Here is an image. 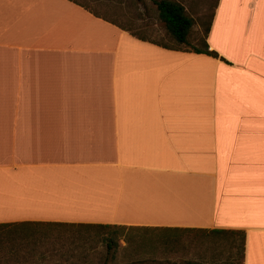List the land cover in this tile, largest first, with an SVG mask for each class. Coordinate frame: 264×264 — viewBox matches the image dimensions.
I'll use <instances>...</instances> for the list:
<instances>
[{"label": "crops", "instance_id": "0c3cea01", "mask_svg": "<svg viewBox=\"0 0 264 264\" xmlns=\"http://www.w3.org/2000/svg\"><path fill=\"white\" fill-rule=\"evenodd\" d=\"M146 40L0 0V223L222 231L218 264H264V0H217L216 57Z\"/></svg>", "mask_w": 264, "mask_h": 264}, {"label": "trees", "instance_id": "16d2710c", "mask_svg": "<svg viewBox=\"0 0 264 264\" xmlns=\"http://www.w3.org/2000/svg\"><path fill=\"white\" fill-rule=\"evenodd\" d=\"M69 1L83 7L95 17L106 20L92 12L90 8L74 0ZM154 5L157 18L169 38L179 46H186L192 19L186 15L183 6L173 0H159L154 2ZM208 28L209 25L205 30V36ZM121 29L129 32L126 29ZM130 34L137 39L146 40L144 37ZM148 42L165 49L179 50L152 41ZM193 51L210 57L217 56L208 50V46L204 42L203 49H193ZM158 232L156 238L145 240V237H141L134 245L136 240L130 235H124L123 228L117 226L60 222L0 223V264H137L154 262L157 254H166L172 251L173 248H170V245L179 234L193 232L214 238L223 233L222 231L207 232L192 229H165ZM234 235H238L237 241L234 240L235 243L238 242L236 244L242 251L244 237L239 233ZM120 241H124L125 246H121ZM241 251L239 250L238 257H240ZM184 264L205 263L188 261Z\"/></svg>", "mask_w": 264, "mask_h": 264}, {"label": "rangeland", "instance_id": "374dc122", "mask_svg": "<svg viewBox=\"0 0 264 264\" xmlns=\"http://www.w3.org/2000/svg\"><path fill=\"white\" fill-rule=\"evenodd\" d=\"M74 1L90 8L92 12L128 30L130 33L170 48L187 51L203 48L205 30L210 25L212 12L217 2V0H173L180 3L186 15L192 19V27L187 38L188 44L186 46H179L169 38L163 25L157 18L154 2L159 0ZM123 233L124 235L132 236L136 240L134 241V245H136L137 240L139 241L141 237H145V240H148L156 238L159 234V232H149L139 229H123ZM121 246L123 245L121 244ZM170 248H173L171 252L157 254L154 262H140L137 264H184L188 261L218 264L227 261L226 250L221 249L222 247H220L218 240L200 233L179 234L170 245ZM94 260L96 259L94 258Z\"/></svg>", "mask_w": 264, "mask_h": 264}]
</instances>
